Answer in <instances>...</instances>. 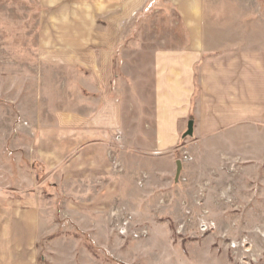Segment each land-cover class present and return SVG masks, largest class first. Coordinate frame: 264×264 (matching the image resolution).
I'll return each instance as SVG.
<instances>
[{
    "label": "crops",
    "instance_id": "0c3cea01",
    "mask_svg": "<svg viewBox=\"0 0 264 264\" xmlns=\"http://www.w3.org/2000/svg\"><path fill=\"white\" fill-rule=\"evenodd\" d=\"M38 2L36 58L75 74L81 102L19 109L14 163L0 121V264H41L45 241L68 230L98 243L121 203L157 220L156 207L169 216L209 183L218 201L246 205L248 176L264 170V0ZM135 27L154 36L136 41Z\"/></svg>",
    "mask_w": 264,
    "mask_h": 264
},
{
    "label": "rangeland",
    "instance_id": "374dc122",
    "mask_svg": "<svg viewBox=\"0 0 264 264\" xmlns=\"http://www.w3.org/2000/svg\"><path fill=\"white\" fill-rule=\"evenodd\" d=\"M42 8L38 0H0V121L10 132L6 147L13 163L22 151L16 140L19 109L24 106L31 118L38 114L37 109L48 115L67 104L80 107L81 102L76 94L80 84L74 79L75 74L66 75L64 70H56L36 58L39 35L41 42L44 38L43 27H38ZM148 29L135 27L133 38L145 41L146 36H154ZM155 35L159 38V33ZM129 45L133 56L144 55L142 44ZM124 67L127 78L129 64L125 62ZM38 87L43 88L44 95H34ZM21 89L26 91L22 95ZM23 136L27 137V133ZM260 175L248 176L249 199L240 208L215 199V187L209 183L198 187L195 197L185 192L175 198L170 217L165 216L163 208L156 207L157 220L141 217L121 203L103 240L96 243L80 229L72 234L68 230L72 235L69 238L52 237L45 241L50 248L44 246L41 264H264V170H260ZM173 179L174 185L187 182V177L177 173ZM141 189L134 184L131 192L139 193ZM168 197L169 192L165 191V209ZM122 210L132 215L125 234L119 231ZM64 231L62 228L56 236Z\"/></svg>",
    "mask_w": 264,
    "mask_h": 264
},
{
    "label": "built area",
    "instance_id": "2783aa9c",
    "mask_svg": "<svg viewBox=\"0 0 264 264\" xmlns=\"http://www.w3.org/2000/svg\"><path fill=\"white\" fill-rule=\"evenodd\" d=\"M123 211V210H122ZM122 224L121 226L119 227V231L123 234L127 233L129 231V224L131 222V219H132V215H129V213L125 212L123 213L122 215ZM143 231L144 233L146 232V230H141ZM132 232L136 235V236H139L140 233H138L137 231L135 230H132Z\"/></svg>",
    "mask_w": 264,
    "mask_h": 264
},
{
    "label": "water",
    "instance_id": "95a60500",
    "mask_svg": "<svg viewBox=\"0 0 264 264\" xmlns=\"http://www.w3.org/2000/svg\"><path fill=\"white\" fill-rule=\"evenodd\" d=\"M192 132H193V123H192V121L189 123V129H188V134H192Z\"/></svg>",
    "mask_w": 264,
    "mask_h": 264
}]
</instances>
